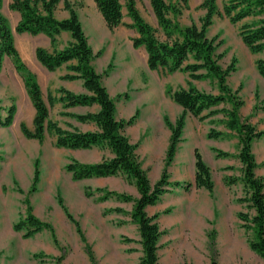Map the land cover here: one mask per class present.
Returning a JSON list of instances; mask_svg holds the SVG:
<instances>
[{
	"label": "rangeland",
	"instance_id": "rangeland-1",
	"mask_svg": "<svg viewBox=\"0 0 264 264\" xmlns=\"http://www.w3.org/2000/svg\"><path fill=\"white\" fill-rule=\"evenodd\" d=\"M10 1L2 0L1 12L8 21L22 61L34 73V65L37 64L34 44H39L41 39L16 33L17 18L9 9ZM136 1L141 16L157 31V36L162 38L149 0ZM203 1L188 0L187 6L180 8L176 17L180 27L191 24L200 26V20L205 15V10L200 7ZM226 1L217 0L219 14L214 16L212 25L207 29V36L215 38L216 43L220 44L216 54L221 57L219 64L222 68H226L233 59L236 60V71L227 78V84L233 90L240 89L239 95L244 101L240 109L241 117L248 119L257 130L264 131V80L258 75L254 64L258 56L252 55L242 44L238 36L239 25H231L222 14V6ZM69 2L85 22L89 44L94 48H103L101 54L94 59L93 66L100 74H104L110 65L107 74L103 76V84L110 90L107 77L114 68V56L109 49V38L116 35L127 37V31L123 26L115 32L108 31L93 0ZM121 2L124 6V0ZM123 15L126 21L125 8ZM87 19H92L91 22L96 26L94 31L86 24ZM101 36H104L103 41ZM132 53L140 56L141 49L132 50ZM126 54L127 52L125 56ZM117 69H120V65ZM142 80L145 81V77L142 76ZM46 82L47 80H44V83ZM183 82L185 85L190 82L206 93H218L215 81L204 79L194 82L183 74L179 75L174 85ZM131 87H134L132 81L122 93L128 95L127 102L122 98L121 103L117 104L118 115H126L127 118L136 111L138 116L140 112L144 114L148 108H139L136 100L140 98L141 91H132ZM179 87L178 85L175 89ZM119 94L121 93L114 97ZM43 97L46 101V92ZM12 105L16 107L13 125L0 127V264H139L142 253L137 226L130 218L132 203H122L115 198L98 201V197L105 191L137 198L133 181L123 175L101 182L75 181L65 170L66 164L74 159L75 155L54 147L53 135L46 134L42 144L25 138L21 133L20 124H25L28 129L32 126L33 129V107L22 79L10 60L6 59L0 73V107L7 109ZM171 111L165 106L159 119L167 131L170 130L165 118L175 123L182 113L173 115ZM60 113L58 104L49 109L50 119L61 127L65 128L68 121L75 122V119L63 117ZM197 122H194L197 127L193 128L194 139L191 138L192 128H188L186 132L183 129L176 155L166 170L171 182L193 183L194 163L192 159L187 158L185 149L181 146L182 143H190L193 154L197 150L208 166L214 189L213 192L194 187L189 191L173 190L162 196L157 205L146 209L149 216L159 215L158 223L163 232L158 243L159 264H210L212 261L218 264H264V260L250 249L251 232L242 228L238 219L240 212L251 213L247 204L240 201L246 194L240 172L241 165L237 159L238 140L234 134L226 131L220 140L207 145L205 150L204 143L208 142V123ZM150 125L154 127L152 123ZM158 126L156 122V143L163 138ZM141 128L142 126H139V129ZM146 136L148 135H141L132 144L137 145V159L150 183L154 184L165 169L170 137L162 151L159 148L160 143L159 147L157 144L148 145ZM217 152H226L230 157L219 158ZM252 153L258 164L255 173L264 179V138L253 142ZM177 155L180 157L177 158ZM107 156V152L97 149L86 152L84 156L76 155L78 159L74 160L80 163L87 160L90 163L83 164H95ZM36 162L39 180L33 189ZM228 167L232 169L227 170ZM230 179H235V183L230 184ZM98 189L103 193H98ZM87 191L92 196L87 197ZM114 208H120L124 213L110 212ZM65 209L71 219L67 217ZM29 211L40 222L49 224L52 232L45 230L31 238H24L23 232L14 231V225Z\"/></svg>",
	"mask_w": 264,
	"mask_h": 264
},
{
	"label": "trees",
	"instance_id": "trees-1",
	"mask_svg": "<svg viewBox=\"0 0 264 264\" xmlns=\"http://www.w3.org/2000/svg\"><path fill=\"white\" fill-rule=\"evenodd\" d=\"M93 2L110 31L124 25L122 20L123 8H125L126 16L132 21L127 27L137 33L132 39L133 46L136 49L144 48L149 70L162 74L181 72L187 74L191 81L204 79L215 81L218 93L200 91L190 82L187 88L172 89L166 86V95L182 108V113L175 123L165 118L170 130L165 169L161 177L151 184L137 159L135 153L137 145L132 144L126 135V129L135 123L138 111L126 120L116 118V101L109 95L102 82L110 65L104 74L94 69L93 61L101 52H93L73 4L69 0H11L9 4L10 11L19 14L15 26L17 34L44 35L50 40L53 51L48 52L44 48L37 47L36 61L48 72H54L65 66L67 74L61 79L81 80L86 91L77 95L60 88L56 91L58 97L48 93L45 101L36 75L22 61L15 46L8 21L1 12L3 2L0 0V73L5 60H10L22 79L26 94L35 111L32 121L33 130L30 131L25 124H20L21 133L25 138L35 140L39 144L44 142L46 134L53 135L54 147L57 149L76 151L89 150L93 147L107 148L112 154L111 158H103L95 164H83L72 159L66 164L65 170L75 181L119 175L132 180L138 194L137 198L113 191L103 193L98 189V193H103L98 197V201L104 202L115 198L122 203H132L130 218L137 226L142 253L139 264H159L158 243L163 233L158 223L159 215L149 216L146 209L157 205L162 196L173 190L189 191L194 187L213 192L214 189L211 172L197 150L194 151L193 183L169 180L166 169L172 163L178 144L181 142L186 115L190 114L199 121L218 115L223 116L224 127L238 140L237 159L241 165L240 172L246 194L240 201L246 203L247 209L251 211V213L240 212L238 219L242 223V228L252 234V239L249 241L250 249L264 260V179L255 173L258 164L252 153L253 142L264 138V131L257 130L248 119L241 117L240 109L244 101L239 95L240 89L233 90L227 84V78L236 71V60L233 59L226 68H222L219 64L221 57L216 54L220 44L216 43L215 38L207 36V29L212 25L214 16L219 14L217 0H204L200 7L205 10V15L200 20V26L191 24L186 27H180L176 17L180 13V8L187 6L188 0H149L162 38L157 36V31L141 16L136 0H124V6L121 0H93ZM60 3L63 10L68 13V17L64 19L55 16ZM222 14L231 25H239L238 36L247 50L252 55L258 56L254 64L258 75L264 80V0H227L222 6ZM62 32L69 33L71 41L63 49L57 50V37ZM55 104L61 105V116L73 118L83 124L92 123L97 130L82 132L69 123L65 128L61 127L50 119L49 109ZM93 105L99 106L96 113L75 115L64 112L74 107ZM15 115V106L12 105L7 109L0 107V127L12 126ZM222 135V132L211 128L207 138L217 140ZM217 156L224 159L230 157L226 152H217ZM262 165L264 166V162ZM38 180L39 171L36 162L33 189ZM229 182L234 184L235 179H230ZM86 196L90 197L92 194L87 191ZM65 212L71 219L66 209ZM110 212L124 213L120 208H114ZM13 229L16 232H23L24 238H31L45 230L52 232L49 224L40 222L30 211L14 225ZM210 264L218 263L212 261Z\"/></svg>",
	"mask_w": 264,
	"mask_h": 264
},
{
	"label": "crops",
	"instance_id": "crops-1",
	"mask_svg": "<svg viewBox=\"0 0 264 264\" xmlns=\"http://www.w3.org/2000/svg\"><path fill=\"white\" fill-rule=\"evenodd\" d=\"M136 6H137V1H136ZM137 8H138V6H137ZM61 10H63L62 3H60L58 5L56 12H55V16L58 19H64V18L68 17V13L64 10L63 11H61ZM13 13L16 15L17 22H18L19 14L17 12H13ZM77 13H78L82 28L84 30V33L87 36L88 42H89V35L87 34V32L84 28L85 22H83V20L81 19V16H80L78 11H77ZM124 19L125 18L123 17L122 22L124 25H120L117 28L113 29L112 31H110L106 27L104 20H102L103 25L107 28L108 31H110V32L114 31L115 32L118 29H120L121 26H123L125 28L124 30L127 31V35H128L127 37L116 35L114 37L109 38V44L108 45H109L110 51L112 52V54L114 56V58H113L114 59L113 60L114 61V68L112 69V71H110V74L107 77V79L109 80V84H110V90L106 84H103V85L106 87L109 95L113 99H115V101H116V118L118 120H120V119H128L127 118L128 116H126V115L123 116L122 114L118 115L119 107L117 106V104L121 103L120 100L122 98L126 100L125 102H127V98H128L127 96L128 95L127 94L122 95V93L126 90L128 83L131 81L133 82L134 87H131L132 91H135V90L141 91L140 98L136 100L137 105L139 106V108H142L145 106H147L148 108L144 114L140 112L135 123L131 127H128L126 129V135L128 136L131 143H135L141 135L147 134L148 135V136H146L147 137L146 140L148 141L147 144L148 145L149 144L150 145L157 144V147H159L158 145L160 143L159 148L163 151L165 149V147L167 146V142H168V139L170 137V131L165 130L162 123L159 122V119L162 117V114L164 112V107L166 106V107L170 108L172 110L171 113L173 115H175V113L182 112V108L180 106L176 105L170 99V97L166 96L165 88L168 85L172 86L174 89L178 85L182 88H187V84L185 85L184 82L177 84V85H174L176 83V80L178 79L179 75H183L184 73L174 72L173 74H167L166 77H163L164 74L157 72V71L149 70V68L147 66V54H146L144 48L143 47L138 48V49H141L140 56L136 53H132V50L134 51L136 49L133 46L132 39L137 36V33L135 30L127 27L128 25L132 24V21L127 16H126L127 20L125 21ZM91 20L92 19H87L86 24L89 25L91 31H94L95 30L94 28L96 26H94V23H92ZM36 37H40L41 42L39 44H37V43L34 44V56H35V49L37 47L44 48L48 52L53 51V47L51 46L50 40L46 36L38 35ZM103 40H104V36H101V41H103ZM126 40H127V42H126ZM70 41H71L70 34L67 32H62L57 37L56 49L57 50L63 49L68 44V42H70ZM90 46H91L94 53L101 52L103 50L102 46L95 47V48L92 45H90ZM130 49H132V50L130 51ZM125 51L127 52V54H126L127 56H125V53H126ZM118 65H120V69H117ZM34 68L36 70V71H34V74H36V76H37V79H38V82H39V85H40V88H41L43 95H44V92H46L47 94L51 93L53 96L58 97V95L56 94V91L60 88H63L65 90H67L73 94H77V95L86 93L81 80H72L71 81V80H62L61 79L62 76L67 74L65 66L58 68L54 72H48L44 67H42L37 62V64L34 65ZM94 69L96 70V72H98L96 68H94ZM184 75H187V74H184ZM142 76L145 77V81L142 80ZM44 80H47V82L44 83ZM102 82H103V79H102ZM197 89L199 90V88H197ZM118 93H121V94L114 97ZM118 96H121V97H118ZM122 102H124V101H122ZM58 106H59V109L62 111L61 105L58 104ZM127 109H130V108L127 107ZM98 110H99V106L93 105L90 107H74V108L66 109V110H64V112L75 114V115H84V114H88V113H96ZM132 110H134V109H132ZM33 113L35 114L34 109H33ZM34 114H33V117H34ZM222 119H223V116L218 115V116H214V117H211V118L204 120L208 123L206 133L208 134V132L211 128H214L215 130L220 131L222 133H224L226 131L228 133H230L224 127V124L222 123ZM197 121H199V120L190 114H188L186 117V123H185L184 131L186 132L188 128H192V133H191L192 139H194L193 136H195V132L193 131V128H197L196 124H194V122L198 123ZM204 121H200V122H204ZM156 122H157V126L159 125L158 131H159L160 135L163 137L159 143H156V140H157V134L155 132L156 131L155 128H157V127H155ZM68 123L73 125L74 127L78 128L82 132L97 130L96 126L92 123L83 124V123L77 122L76 120L73 123L68 121ZM151 123H152V125H154L155 128L150 125ZM139 126H142V128L139 129ZM150 127H151V129H149ZM29 130L30 131L33 130L32 126ZM222 137H223V135H222ZM222 137H220L217 140L208 139V142L204 143V149L206 150L207 145H212L214 142L220 140ZM191 145L192 144H190V143H182L181 144V146L184 147V149H185V154H186L187 158H189L190 160L192 159L193 163L195 164V160L193 159L194 154H193ZM97 149L107 152V155H108L107 158L112 157V154L110 153V151L107 148L93 147L92 149H89V150H76V151L66 150V149H59V150L70 152V153L75 155V156H73L74 159H78L77 158L78 156H84V154L86 152H89L91 150H97ZM76 155H77V157H76ZM178 157H180V155H177V158ZM82 162L83 163H90L87 160L82 161ZM194 175H195V166H194ZM109 178H112V177L92 178V179H87V180H82V181L101 182V181H105Z\"/></svg>",
	"mask_w": 264,
	"mask_h": 264
}]
</instances>
